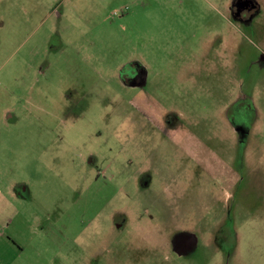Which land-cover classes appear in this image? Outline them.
Here are the masks:
<instances>
[{
    "label": "rangeland",
    "instance_id": "rangeland-1",
    "mask_svg": "<svg viewBox=\"0 0 264 264\" xmlns=\"http://www.w3.org/2000/svg\"><path fill=\"white\" fill-rule=\"evenodd\" d=\"M253 1L0 0V187L40 227L20 264H264Z\"/></svg>",
    "mask_w": 264,
    "mask_h": 264
},
{
    "label": "crops",
    "instance_id": "crops-1",
    "mask_svg": "<svg viewBox=\"0 0 264 264\" xmlns=\"http://www.w3.org/2000/svg\"><path fill=\"white\" fill-rule=\"evenodd\" d=\"M20 192L15 185L0 187V264H20L40 232L34 219L12 204L20 201Z\"/></svg>",
    "mask_w": 264,
    "mask_h": 264
},
{
    "label": "flooded vegetation",
    "instance_id": "flooded-vegetation-1",
    "mask_svg": "<svg viewBox=\"0 0 264 264\" xmlns=\"http://www.w3.org/2000/svg\"><path fill=\"white\" fill-rule=\"evenodd\" d=\"M237 3H239V6H236ZM234 4L232 7L233 8L232 10H233L234 15L239 20L246 21V19H248L251 14L253 15L254 13L258 12V7L253 0H235ZM262 59H264V54L262 56ZM132 69H134V68H132ZM134 72H133L132 79L135 80L136 82H138L139 77H140V75H139L140 71L139 70L137 71L136 69H134ZM172 246H173V244H172ZM179 248H177V251L179 250L178 252L186 251V247H180L179 246Z\"/></svg>",
    "mask_w": 264,
    "mask_h": 264
},
{
    "label": "water",
    "instance_id": "water-1",
    "mask_svg": "<svg viewBox=\"0 0 264 264\" xmlns=\"http://www.w3.org/2000/svg\"><path fill=\"white\" fill-rule=\"evenodd\" d=\"M236 6H239V3H237ZM190 241H191V239L188 240V242H190ZM179 249H180V248H179ZM178 251H179V250H178Z\"/></svg>",
    "mask_w": 264,
    "mask_h": 264
}]
</instances>
